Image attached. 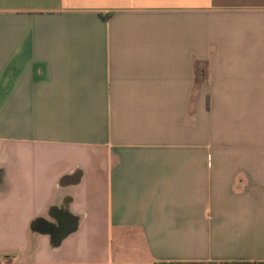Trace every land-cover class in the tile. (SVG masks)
I'll return each mask as SVG.
<instances>
[{
    "label": "crops",
    "instance_id": "obj_1",
    "mask_svg": "<svg viewBox=\"0 0 264 264\" xmlns=\"http://www.w3.org/2000/svg\"><path fill=\"white\" fill-rule=\"evenodd\" d=\"M0 264H264V0H0Z\"/></svg>",
    "mask_w": 264,
    "mask_h": 264
}]
</instances>
